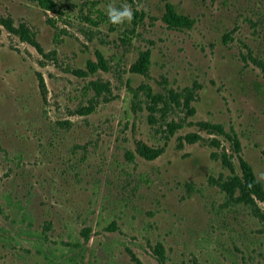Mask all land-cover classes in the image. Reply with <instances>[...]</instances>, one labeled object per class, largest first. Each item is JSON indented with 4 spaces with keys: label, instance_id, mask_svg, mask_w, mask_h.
Segmentation results:
<instances>
[{
    "label": "rangeland",
    "instance_id": "obj_1",
    "mask_svg": "<svg viewBox=\"0 0 264 264\" xmlns=\"http://www.w3.org/2000/svg\"><path fill=\"white\" fill-rule=\"evenodd\" d=\"M57 2L0 0V19L43 50L0 24V264H76L74 244L83 264H159V243L166 264H264V222L218 184L233 172L214 157L236 173L242 157L264 185V0ZM125 3L133 21L110 23L107 6ZM167 4L193 27H170ZM98 52L109 70L77 74ZM140 143L162 154L147 159ZM26 220L46 247L17 231Z\"/></svg>",
    "mask_w": 264,
    "mask_h": 264
},
{
    "label": "trees",
    "instance_id": "obj_2",
    "mask_svg": "<svg viewBox=\"0 0 264 264\" xmlns=\"http://www.w3.org/2000/svg\"><path fill=\"white\" fill-rule=\"evenodd\" d=\"M34 2H37L38 5L43 8L46 11H57L58 2L57 0H33ZM165 22L173 28H192L194 25V20L182 13H180L173 5L167 4L165 15H164ZM0 24L5 26V28L16 35L21 36L23 41L28 42L29 44L33 45L40 53H43V50L39 43L36 40L35 35L27 28L25 25H20L19 27H16L12 20L10 18H1ZM150 65V59L148 54H143L142 59L139 64L134 66L135 72L138 73H146ZM108 71L109 66L108 62L105 58V56L101 53H97V62L90 61L87 65V71L86 70H78L76 73L82 76H88L89 74L96 73L99 70ZM40 87L45 94L47 92L46 84L44 82L43 77L40 75ZM92 87L96 90L98 94L104 92H109V85L107 83H101V82H92ZM153 101L157 102V99L162 100L160 97H156L154 94H150ZM177 97V95H173L172 98ZM190 98H186V106L189 108L190 113H194V108L190 107ZM167 106V103L165 104ZM94 107L93 105L89 107L81 108V110L78 111L81 115H87L93 111ZM183 124L182 122H176L171 121L167 122V129L170 134L174 135L176 131L180 128H182ZM204 128L209 129L212 133H218L221 135H227V137L233 141L234 146L237 150V152H240L241 145L238 140L233 138L230 134H227L223 127L221 125H211V124H204ZM200 137L196 134H189L186 136V140L190 143L196 142ZM163 149L160 148H154L150 147L144 143H140L138 146V152L141 156L153 160L159 157L162 154ZM221 156L223 159V162L226 166L230 168V170L233 172V176H231L228 180H225L223 182H219L218 184L227 191L229 196L231 198H234L238 203H243L251 208L254 215L258 217L260 220L264 222V211L259 205V202L264 203V185L263 183L258 179L256 176L254 169L252 165L244 160L242 157L239 158L240 162V173H236L234 169V164L230 160L229 156L223 152L218 153L216 152L214 154V157ZM23 221L21 222L22 225H18L19 230L18 232H21L27 239L34 240L39 243V247L44 248L46 247L45 242L47 243V238L42 237V235H36L33 234V232L29 229V223ZM26 225V226H25ZM20 235V234H19ZM31 235H34V238H30ZM88 236H86V239ZM48 254H46V257L49 258L52 253L47 248ZM156 252L158 257L159 264H166V253L164 246L159 243L156 246ZM67 257H72L71 259L76 262V264H83L86 257L83 245L74 244L70 250V252L67 254ZM192 264H200L199 262L195 261Z\"/></svg>",
    "mask_w": 264,
    "mask_h": 264
},
{
    "label": "clouds",
    "instance_id": "obj_3",
    "mask_svg": "<svg viewBox=\"0 0 264 264\" xmlns=\"http://www.w3.org/2000/svg\"><path fill=\"white\" fill-rule=\"evenodd\" d=\"M106 15L110 23L114 25H123L124 23H131L134 19V10L129 4H122L116 7L109 4L106 8Z\"/></svg>",
    "mask_w": 264,
    "mask_h": 264
}]
</instances>
